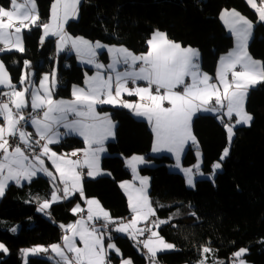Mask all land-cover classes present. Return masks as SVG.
<instances>
[{"label":"trees","instance_id":"1","mask_svg":"<svg viewBox=\"0 0 264 264\" xmlns=\"http://www.w3.org/2000/svg\"><path fill=\"white\" fill-rule=\"evenodd\" d=\"M52 2L35 0L40 23L49 22ZM9 5L10 0H0V6ZM224 9H235L252 22L248 52L264 63V23L246 0H82L78 18L69 21L65 30L72 37L122 46L137 54L147 50L153 32H163L171 41L197 49L201 71L213 76L220 56L233 46V37L219 19ZM41 33L39 27L24 32L23 52L0 53L18 89L25 60L35 70V82L54 68V41L49 39L40 48ZM99 61L108 63L105 51ZM90 72L77 63L74 55L59 54L56 97L70 98L71 87L81 85ZM99 109L115 122L114 139L106 144L107 155L101 159L102 169L110 175L84 180V197L97 199L112 219L129 218L127 199L119 187L120 181L130 179L123 158L143 155L154 164L139 168V173L150 179L149 196L157 218H169L174 212L170 222L159 228L163 239L175 245L174 251L157 255L161 264H198L205 246L212 249V259L225 264L241 248L247 250L242 260L264 264V83L248 93L245 109L253 120L250 126L234 128L229 154L221 161L222 171L213 182L196 180L193 188L186 186L182 175L168 171L167 165L173 162L170 157L150 155L153 135L148 123L123 108ZM191 128L202 155V170L209 173L228 145L226 130L216 116L209 114L195 116ZM83 148L78 137H67L54 146L58 152ZM195 160L194 149L189 146L182 163L190 166ZM52 191L44 176L29 184L8 185L0 198V243L8 249L6 253L0 251V264H22V249L61 243L60 227L75 221L71 209L81 204L82 198L75 193L68 200L52 204L47 210L50 215L38 212L39 204L50 199ZM17 227L15 232L9 231ZM112 240L123 259L147 264L127 237L114 236ZM110 260L112 264L120 261L114 254ZM26 264L55 263L37 255Z\"/></svg>","mask_w":264,"mask_h":264},{"label":"snow or ice","instance_id":"2","mask_svg":"<svg viewBox=\"0 0 264 264\" xmlns=\"http://www.w3.org/2000/svg\"><path fill=\"white\" fill-rule=\"evenodd\" d=\"M80 2L81 0H53L50 19L47 23H40L35 0H25V3L11 0L12 10H6L0 6V44L3 45L0 47V53L10 52L13 49L19 52L25 51L24 32H30L33 27H39L43 29L41 44L44 43L46 37L56 36L58 37V50H65L64 46L70 43L71 48L79 56L88 57L87 63L95 64L97 69L103 68L104 65L96 62L95 57L97 56L96 50L104 48V45L99 41L92 44L82 37L73 38L64 30V25L69 19L77 18ZM247 3L256 11L259 20L264 21V0H247ZM3 18H7V20L5 21ZM221 19L224 20L237 40L236 48L227 57L222 58L217 73L216 79L223 87V92L220 91L219 86L211 83V77L206 73L199 72V66L196 63L199 54L195 49L182 48L180 44L168 40L166 34L156 32L147 42L149 45L147 54L133 55L124 47L108 49L113 57V63L107 66L109 69L116 71V65L121 63L128 66L125 71H117L115 74L114 95L113 77L109 75L105 79L98 73L96 77L85 81L86 89L73 86L72 95L75 98L73 101H54L52 91L57 85L56 74L53 72L51 77L45 75L40 81L39 88L31 89V108L33 112L43 111V117L40 118L32 116L31 113L24 114L23 109L28 106L25 94L29 89L25 87L23 90H17L5 62L0 59V86L9 89L8 92L0 91V96L8 98L7 101L0 102V117L3 118V123H0V153H2L0 155V198L4 197L9 181L20 185L22 180L30 182L38 173L47 175L53 182L51 199L43 200L37 208L38 212L50 215L47 209L52 204L66 200L76 192H79L81 198H85L81 174L76 169L78 166H87V176L100 175L98 154L104 149L103 147L92 148V145H101L107 136L113 134L111 121L107 116H98L95 106L117 103V98L121 96L122 91L129 96H138L140 101L150 102L132 104L119 101L123 107L134 110L136 115L147 118L155 135L153 151H159L162 146L166 147L168 151L175 153L179 160V153L187 141L191 140L193 144H197L195 136L192 135L191 122L193 116L200 111L220 113L217 118L221 120L228 141L231 143L235 134V125L250 126L253 120V116L245 111L244 104L250 88L264 83V63L254 60L247 51V41L253 27L252 22L235 9L222 10ZM16 22L20 27H14ZM138 61L142 64L138 70H135L133 66ZM237 66L240 68L239 71L235 70ZM24 67L30 68V62L25 60ZM229 72L231 73L230 81L227 78ZM189 76L191 77L190 84L185 79ZM138 80L146 81L147 87L137 86L130 89L126 86L128 81L135 84ZM26 82L32 83L28 74L20 77L21 85ZM181 86H183L182 92L176 90ZM165 101L171 107H165ZM68 113L84 117L89 122H85V120L68 121ZM233 115L236 117L234 123H225L222 119L223 116L231 119ZM29 119L39 136L35 144L40 145L39 154L33 155L31 159L19 145L13 147L10 143V138L18 136L26 148L33 147L30 143L31 134L24 131L22 127H18L22 121L28 123ZM61 123L67 130L65 134L76 132L89 145V148L84 150L85 159L83 162L73 160L69 156H57L55 152H51L49 144L58 142L60 135L54 131L53 126ZM40 141L45 142L41 145ZM228 152L229 149L226 147L220 157L221 161L228 155ZM76 154L73 152L71 156ZM44 156H48L52 166L59 173V184L64 185L62 189L56 183V175L44 166L45 162L42 159ZM197 156H199V152H197ZM137 163H143V158L133 156L127 161L133 172L136 170ZM194 167L199 169V162ZM220 167L219 162L214 163L213 174ZM183 171L187 177V183L193 185L192 168H186ZM140 184V188H133L128 182L121 184V188L128 196L129 208L133 216L130 222L118 225L115 231L125 232L132 239H136V234L142 235L145 230L151 231V228H138L137 224L141 221H148L150 216L156 215L146 191L147 178L141 179ZM60 191L63 192L62 196L57 194ZM86 203L88 205L87 220H103L104 223L100 227L94 223L86 225L85 220L81 218L75 224L61 225V228L66 232H71L72 235L63 237V246L53 244L49 247L64 261V264H110L107 261V250H114L117 255H120V250L115 244L108 243L107 248L104 244L105 230H110L109 225L114 221L96 199H86ZM82 211L79 204L72 209L73 214ZM171 219L172 217H169L168 220L158 219L152 222V226L159 228L161 224L169 223ZM9 231L15 232L16 228H11ZM75 236H79L80 241L84 244L83 248L76 246L73 240ZM151 237H155L156 240L153 241ZM151 237L143 242L144 247L148 249L152 264H158L157 252L173 249L175 245L167 243L155 231H151ZM0 251L5 253L8 251L3 243H0ZM21 251L27 256L30 253L47 252L48 248L36 246ZM202 251L203 254H207L212 252V249L205 246ZM246 251L241 248L233 253L239 264H244L240 257ZM67 253H72V256L69 257ZM122 264H132V262L124 259ZM198 264H206V260L202 259Z\"/></svg>","mask_w":264,"mask_h":264},{"label":"crops","instance_id":"3","mask_svg":"<svg viewBox=\"0 0 264 264\" xmlns=\"http://www.w3.org/2000/svg\"><path fill=\"white\" fill-rule=\"evenodd\" d=\"M19 1V0H18ZM20 2V1H19ZM247 2V1H246ZM249 5V4H248ZM253 9V8H252ZM254 10V9H253ZM256 12V11H255ZM258 15V14H257ZM219 19H220V21L223 23V25L225 26V28H226V30H229L230 31V29H229V27L225 24V22H224V20H222L221 19V13H220V15H219ZM258 19H259V17H258ZM66 26V25H65ZM64 30H65V27H64ZM252 29H251V32H250V36H249V39H248V41H247V51H248V44H249V42H250V38H252V35H253V33H252ZM65 32H66V30H65ZM156 32H159V31H155V32H153L152 33V35H151V37H150V39L152 38V36H153V34L154 33H156ZM67 33V32H66ZM160 33H163V32H160ZM230 33L232 34V32L230 31ZM68 34V33H67ZM69 35V34H68ZM233 35V34H232ZM70 36V35H69ZM72 37V36H71ZM73 38H76V37H73ZM168 38V37H167ZM51 39H53V41H54V43H55V54L57 55V54H72V55H74L75 56V58H76V61H77V63L81 66V67H84V68H88V69H91L92 70V72H90V73H86V75H85V77H84V80H83V83L81 84V85H73V86H76V87H79V88H87V84L85 83V81L87 80V79H89V78H91V77H96L97 76V74L99 73V75L100 76H102V77H104L105 79H107L108 78V76L109 75H111L112 77H113V95H114V88H115V80H114V77H115V74H116V72L118 71V72H123V71H125L127 68H128V66L127 65H125V64H123V63H121V64H118V65H116V71H113V70H111V69H109L107 66L109 65V64H112L113 63V57H112V54L108 51V49L109 48H112V47H117V48H119V47H122V46H109V45H105V44H103V43H101L102 45H104L105 47L104 48H102V49H97L96 51H97V56L95 57V60H96V62H97V60L100 58V53L101 52H103V51H105L106 52V55H107V57H108V63H106V64H104V63H102L101 61H99L98 63H100V64H102V65H104V67L103 68H100V69H97V67L95 66V64H90V63H87L86 61H87V59H88V57H86V56H84V57H81V56H79L78 54H77V52L74 50V49H72L71 48V44L70 43H68L67 44V49H65L64 50V52H62V51H60V50H58V46H57V41H58V37H56V36H51ZM168 40H170V39H168ZM171 41V40H170ZM90 42V41H89ZM173 42V41H172ZM90 43H92V44H95L96 42H90ZM174 43H176V42H174ZM182 48H191V47H183V46H181ZM236 48V42H235V39H234V37H233V46H232V48L227 52V53H225L224 55H222V56H220V58H219V60H218V63H217V67H216V71H215V74L213 75V76H210V75H208L209 77H211L212 79H211V83H214V84H216L217 86H219L220 87V91L221 92H223V87L222 86H220V82H219V80H217L216 79V77H217V73H218V70H219V68H220V66H221V61H222V58H224V57H227L228 56V54L230 53V52H232L234 49ZM191 49H195V48H191ZM128 50V49H127ZM196 50V49H195ZM129 52H131L133 55H143V54H147V52L149 51V45H148V48H147V50L144 52V53H139V54H137V53H133L132 51H130V50H128ZM197 51V50H196ZM198 52V51H197ZM198 54H199V52H198ZM248 54H249V52H248ZM250 55V54H249ZM251 56V55H250ZM252 57V56H251ZM253 58V57H252ZM254 59V58H253ZM254 60H256V61H259V60H257V59H254ZM196 63L198 64V66H199V71H201V69H200V55H198V59H197V61H196ZM141 64H142V62H140V61H138L134 66H133V68L135 69V70H138L139 69V67L141 66ZM137 65H139V67H137ZM54 69V68H53ZM237 69H239L240 70V68H239V66H237V68L235 69V70H237ZM238 71V70H237ZM54 71L52 70V72L49 74V77H51V74L53 73ZM200 73H204V72H200ZM45 75H47V74H43V75H41V77L39 78V80L37 81V82H35L34 80H33V78H32V76L28 73V76H29V79L32 81V86L29 88V91L27 92V95H26V101H27V104H28V106L25 108V109H23V111H30V110H32V108H31V89L32 88H39V85H40V81H41V79L45 76ZM186 78H189V84L191 83V77L189 76V77H186ZM185 78V79H186ZM227 78H228V80L230 81L231 80V73L229 72L228 74H227ZM129 82H131V81H128V83ZM59 80H58V77H57V85H56V87H55V89L52 91V99L54 100V101H60V100H64V101H73L75 98L73 97V95H72V92H73V86L71 87V97L70 98H68V99H64V98H60V97H56V93H55V91H56V88H57V86L59 85ZM128 83H127V87H128ZM137 86H139V87H147V82L146 81H143V80H138L136 83H135V87H137ZM134 87V88H135ZM254 88V87H253ZM252 88H250V90H251ZM249 90V91H250ZM0 91H2V92H5V90L3 89V88H1L0 87ZM7 97H6V101H7ZM120 100H122V101H124V102H128V103H132V104H136V103H150L149 101H140V99H139V97L138 96H135V95H132V96H129L126 92H121V96L119 97V98H117V103H114V104H97L95 107H96V113H97V115L98 116H100V117H104V116H107L108 117V119L111 121V124H112V127H111V131H112V135L111 136H107L104 140H103V143L101 144V145H92V148H96V147H103V149H104V151L103 152H100L98 155H99V162H100V158L102 157V156H104V154H105V152H106V144L108 143V142H110V141H112L113 139H114V130H115V122L113 121V120H111L112 118H111V116H110V114L109 113H105V112H102V111H100V107H102V106H107V107H112V108H123V109H126V110H128V111H130V113L132 114V116L135 118V119H137V120H142V121H145L146 123H148V125H149V127H150V130L152 131V126L150 125V123L148 122V120H147V118L146 117H143V116H138V115H136L135 114V112H134V110H132V109H129V108H126V107H123L120 103H119V101ZM0 102H3V100L1 99V96H0ZM245 103H246V101H245ZM213 104H214V101H213ZM166 105H168V107H171V105H169L168 103H167V101H165L164 102V106L166 107ZM244 107H245V104H244ZM13 111H15V109H13ZM42 111V110H41ZM224 111H226V109H224ZM245 111H246V109H245ZM247 112V111H246ZM203 115V114H209V115H214V116H216V117H218L219 115H220V113H211V112H203V111H200V112H197L194 116H193V118L195 117V116H197V115ZM43 117V111H42V115H41V117L40 118H42ZM193 118H192V120H193ZM222 119L224 120V122L225 123H234V121L236 120V117H235V115H233V117L231 118V119H229V117H227V116H223L222 117ZM67 120L68 121H72V120H85V122H89V121H87L86 120V118H84V117H77L74 113H68L67 114ZM220 120V119H219ZM221 121V120H220ZM0 123H3V119H2V117H0ZM192 123V122H191ZM236 126V125H235ZM53 128H54V131H56V132H58L60 135H59V139H58V142H56V143H52V144H49V148L51 149V152H55L56 154H57V156H69L71 159H73V160H79V161H81L82 160V162H83V160L85 159V156H84V150L85 149H88L89 148V145H87L86 143H85V141H84V138L82 137V136H80L78 133H76V132H71L70 134H65L66 133V129L63 127V125H62V123L61 124H57V125H54L53 126ZM235 128V127H234ZM192 129V128H191ZM24 131H26L27 133H30L31 134V138H32V140L30 141V143L32 144V145H34L35 144V141L36 140H38L39 139V136L36 134V129H35V127L34 126H32V124H31V122L29 121V125H28V127L24 130ZM61 132H63V133H61ZM152 135H153V140H152V147H151V151H150V155L152 154H154V155H157V154H162V155H166V156H168V157H170L172 160H173V162H174V160H175V153H173V152H170V151H168L167 150V148L166 147H161L160 148V150L159 151H153V147H154V140H155V135H154V133H153V131H152ZM73 136H75V137H80V139H82V141H83V143H84V148L82 149V150H80L81 151V153H79V152H77V154L75 155V156H71V154H69V152H58V151H56L55 149H54V146L55 145H57V144H59L62 140H63V138H65V137H73ZM228 139V138H227ZM43 143L45 142V141H42ZM42 143V144H43ZM189 146H191L193 149H194V152H196V150H198V149H196V147L198 148V145L197 144H193L192 143V141L191 140H189V141H187L185 144H184V146H183V149L180 151V153L182 152H184V151H186V149H188V147ZM195 154V153H194ZM77 155H79L80 156V158L79 159H76L75 157L77 156ZM139 157H142L143 158V163H137V164H139V166H141V167H143V166H148L149 165V162L146 160V157L145 156H143V155H138ZM46 158H45V164H44V166L45 167H49L50 169H53L54 167L52 166V162H51V160L48 158V156H45ZM196 157V161L198 162V160H199V158H200V156H195ZM172 162V163H173ZM27 163V162H26ZM124 164H125V161H124ZM144 164V165H143ZM171 164V163H170ZM126 165V164H125ZM126 167V166H125ZM82 169H88L87 168V166H82V167H80V174H81V170ZM126 169H128V168H126ZM167 169H168V167H167ZM54 170H55V168H54ZM129 170V169H128ZM56 171V170H55ZM130 171H131V169H130ZM57 173V172H56ZM100 175H107L108 176V171H106V172H103L102 170H101V174ZM39 176H44L45 177V174H43V173H38L37 174V176L36 177H33L32 178V180L33 179H35V178H37V177H39ZM131 176H132V173L130 174V178H131ZM57 181L56 182H59V177H58V173H57ZM141 178H139V182H140V180L141 179H143V178H147V186H146V191H147V194H148V192L150 191V180H149V178L148 177H146V176H140ZM81 178H82V176H81ZM92 178H94V177H89L88 176V179H91V180H94V179H92ZM83 179V178H82ZM31 180V181H32ZM30 181V182H31ZM83 181H84V179H83ZM29 181H27V180H22L21 181V184L20 185H23V184H29L30 183ZM122 183H125V182H123V181H120L119 182V187H120V189L122 190V192H123V194L125 195V197H126V199H127V203H128V196L126 195V193H125V190L123 189V188H121V184ZM10 184H15V185H17L14 181H9L8 182V185H10ZM20 185H18V186H20ZM138 186H132L133 188H140L141 187V184L139 183V184H137ZM69 187H70V185H69ZM76 193H78L79 194V192H76ZM75 194V193H74ZM73 194V195H74ZM58 195H63V192L62 191H60V192H58ZM73 195H71V196H69V198L68 199H70ZM80 195V194H79ZM86 198V197H85ZM82 198V203L80 204L81 205V209H83V211L85 212V217L83 218V219H85V220H87V216H88V212L85 210V209H87L88 208V205H87V203H86V199H93V198ZM68 199H66V200H68ZM61 201H65V200H61ZM60 202V201H59ZM57 203V202H56ZM128 209H129V212L131 213L132 211L130 210V208H129V203H128ZM48 210V209H47ZM80 212H78L77 213V215L79 214ZM77 215H76V217H77ZM131 215H132V213H131ZM156 216V215H155ZM154 216H152L151 217V221H152V218H153ZM129 218H130V216H129ZM129 218L127 219V221H126V223H128V220H129ZM81 219V218H80ZM159 219V218H158ZM166 219H169V218H166ZM94 223H99V224H101V222H103L104 223V221L103 220H94L93 221ZM153 222V221H152ZM90 224H93V223H89V225ZM102 225V224H101ZM110 225H114V224H110ZM115 228V227H114ZM114 233H115V229H114ZM113 233V234H114ZM150 235V234H149ZM149 235H148V237H149ZM147 237V238H148ZM146 238V239H147ZM145 239V240H146ZM63 243H64V241L62 242L61 241V243L60 244H58V245H61V246H63ZM141 247H142V250H143V254L145 255H148L149 256V253H148V249L147 248H145V247H143V243H142V245H140ZM165 251H159V252H157V255L158 254H160V253H164ZM51 253V251L49 250V251H47V252H40L39 254H38V256H41V257H44L46 254H50ZM212 253V252H211ZM245 254V253H244ZM244 254H243V256H244ZM68 256L69 257H71L72 256V253H68ZM243 256H241V258L240 259H242V257ZM58 258H59V260H61V258L58 256ZM157 258V257H156ZM147 261V260H146ZM244 261V260H243ZM211 264H225V262L224 261H220V260H217V259H212V261H211ZM228 264H233V263H228ZM237 264H239V263H237ZM244 264H251V263H249V262H247V261H244Z\"/></svg>","mask_w":264,"mask_h":264},{"label":"rangeland","instance_id":"4","mask_svg":"<svg viewBox=\"0 0 264 264\" xmlns=\"http://www.w3.org/2000/svg\"><path fill=\"white\" fill-rule=\"evenodd\" d=\"M20 1V2H19ZM17 0V2L18 3H25V0ZM82 1V0H81ZM247 1V0H246ZM81 3V2H80ZM247 3V2H246ZM248 4V3H247ZM35 5H36V3H35ZM80 5V4H79ZM6 10H12V8H11V0H10V5H9V7L8 8H5ZM252 9V8H251ZM36 11H37V8H36ZM255 11V10H254ZM77 18H78V16H77ZM77 18H75V19H69L66 23H65V25L69 22V21H71V20H76ZM5 21L7 20V18H3ZM260 21V20H259ZM260 22H262V23H264V21H260ZM14 24H19L18 22H16V23H14ZM65 25H64V27H65ZM34 28V27H33ZM32 28V29H33ZM252 30H253V27H252ZM228 31V34H230L232 37H234V39H235V42H236V45H237V40H236V37L234 36V35H232L231 33H230V31L229 30H227ZM25 32H27V31H25ZM252 33H253V31H252ZM43 35V29H42V33H41V36ZM41 36H40V40H41ZM252 37H253V35H252ZM49 39H51V35L50 36H48V37H46L45 38V40H44V43L43 44H41V42H40V48H43L45 45H46V42L49 40ZM250 39H252V38H250ZM86 40V39H85ZM88 41V40H87ZM251 41V40H250ZM91 42V41H90ZM54 45H55V43H54ZM67 44L64 46V49H67ZM197 50V49H196ZM13 51H16L15 49H13L12 51H10V52H13ZM198 51V50H197ZM16 52H19V51H16ZM62 52H64V50L62 51ZM3 53H7V52H3ZM64 54V53H63ZM66 55H69V54H66ZM58 56H59V54H57L56 55V61H55V65H54V69H53V71L55 72V74H56V78L58 77V73H57V70H58ZM260 61V60H259ZM260 62H262V61H260ZM199 72H201V71H199ZM30 74L31 76H32V78H33V80L35 81V70H34V68L33 67H31V63H30V68H28V69H26L25 67H24V69H23V72H22V75H25V74ZM50 74V73H49ZM49 74H47V75H49ZM21 75V76H22ZM258 85V84H257ZM256 85V86H257ZM32 86V84H29V83H25V84H23V85H21L20 84V89H18L17 88V90H23L25 87H27L28 89L30 88ZM255 86V87H256ZM1 88H3L4 90H5V92H8L9 91V89L8 88H5V87H3V86H0ZM26 95H27V93L25 94V99H26ZM24 112V111H23ZM3 119V118H2ZM112 120V119H111ZM237 126H248V125H243V124H238V125H236L235 127H237ZM192 135H193V132H192ZM194 136V135H193ZM73 137H75V136H73ZM65 138H67V137H65ZM65 138H63V140L65 139ZM79 139H80V137H78ZM82 140V139H81ZM230 144L231 143H229V141H228V145H227V148L230 150ZM196 149H197V147H196ZM80 150H82V149H80ZM80 150H72V151H69V154H71V153H73V152H79V153H81V151ZM106 150V149H105ZM186 151H187V149H186ZM186 151H184L183 153L181 152V153H179V160H177V155L175 154V160H174V162L173 163H169L168 165H167V167H168V171L170 172V173H176V174H180V175H182L184 178H185V182H186V186L188 187V188H193L194 187V183H195V181L196 180H211L212 182L214 181V178H215V176H216V174L218 173V172H221L222 171V166L219 168V169H216L215 170V173L213 174V168H211V171L209 172V173H205V172H203V170H202V155H201V152L199 151V150H196V152H194L195 153V156L197 155V152H199V156H200V158H199V160H198V162H199V169H197V168H195L194 166L198 163L196 160H195V162L192 164V165H190V166H184L183 165V163H182V161H183V158H184V156H185V154H186ZM228 154H229V152H228ZM107 155V150H106V152H105V154H104V156H106ZM162 154H157V155H152L151 154V156H153V157H159V156H161ZM104 156H102L101 158H100V162H99V167H100V169L103 171V172H106V170H104V169H102V166H101V159L104 157ZM133 156H138V155H133ZM133 156H130V157H124L123 159H124V161H125V166H126V168H128L127 170L130 172V174L132 173V176H131V178L130 179H127V180H123V182H128L129 184H131L132 186H138L137 184H139L140 182H139V178H141L140 176H143V175H141L140 173H139V168H141V166H139V164H136V170H135V172H133V170H132V168L130 167V166H128V164H127V161L131 158V157H133ZM228 156V155H227ZM226 156V157H227ZM225 157V158H226ZM45 156L44 157H42V159L44 160V162H45ZM76 158V157H75ZM224 158V159H225ZM77 159V158H76ZM81 162H82V160H81ZM217 162H219L220 164H221V160L220 161H217ZM216 163V162H215ZM177 164H179V167H177ZM144 165V164H143ZM154 166V164L153 163H150L149 162V165H148V167H153ZM80 167L81 166H78L77 167V172H79L80 173ZM144 167V166H143ZM186 168H192V170H193V174H192V179H193V185H189L188 183H187V177H186V175H185V173H184V171H183V169H186ZM48 169H49V171H51V172H53L56 176H57V173H56V171L54 170V168L53 169H50L49 167H48ZM130 169H131V171H130ZM110 175V173L108 172V176ZM101 176H107V175H97V176H95L94 178H92V179H97L98 177H101ZM45 177L49 180V182H50V184H51V186H52V188H53V182L51 181V178L50 177H48L47 175H45ZM58 177H59V173H58ZM87 180V179H86ZM150 180V179H149ZM83 179L81 178V184H82V186H83ZM57 183V185H58V187L59 188H63L64 187V185H62V184H59V182H56ZM149 193H150V191L148 192V198H149V202L151 203V199H150V196H149ZM58 194V193H57ZM134 195H135V193H133ZM51 199V198H50ZM95 199V198H94ZM97 200V199H96ZM98 201V200H97ZM77 204H79V203H77ZM77 204H75L73 207H72V209L77 205ZM80 205V204H79ZM101 205V204H100ZM151 205H152V203H151ZM152 207H153V205H152ZM80 208H82L81 207V205H80ZM72 209H71V212H72ZM153 209H154V207H153ZM87 212H88V208L87 209H85ZM132 213V212H131ZM131 213H130V218H129V220H128V222H130L131 221V219H132V216H133V213H132V215H131ZM72 214H73V212H72ZM74 216H76L77 215V213L76 214H73ZM173 215H174V212L170 215V217H173ZM151 217L152 216H150L149 217V219H148V221H141L140 223H138L137 224V227L138 228H141V229H143V227H147V228H151V231H155V232H157L158 234H159V236L160 237H162L161 235H160V233H159V228L162 226V225H164V224H161L160 225V227L159 228H156V227H153L152 226V221H151ZM123 218V217H122ZM122 218L121 219H113V223L112 224H114V227L116 228L118 225H120V224H122V223H126V221H127V219L128 218H126V220L125 221H123L122 220ZM159 218V220H168V219H166V218H161V217H158ZM77 220H80V218H77L76 217V219H75V221H73V222H71V223H69V224H75V222L77 221ZM85 220V219H84ZM85 222H86V225H89V223H94L93 221H88V220H85ZM102 224H103V222H101ZM69 224H67V225H69ZM67 225H65V226H67ZM61 228V227H60ZM18 229V227L16 228V230ZM61 231H62V238H61V241L63 242V237L65 236V235H69V236H71L72 235V233L71 232H66L65 231V229H63V228H61ZM151 231H150V235H149V237L146 239V240H148L150 237H151ZM144 235V233L142 234V235H140V234H136V239H132V238H130L129 237V235L127 234V233H125V232H117V231H115V233L114 234H110L109 232H106V230H105V234H104V244H105V248H107V244L108 243H113L114 244V242H113V240H112V238L114 237V236H119V237H127L131 242H132V245L134 246V248L136 249V251L138 252V253H140V254H142L145 258H146V260H147V264H152V262H150V260H149V258H150V256H148V255H144L143 254V250H142V247L139 245V243H138V237H141V236H143ZM163 238V237H162ZM151 239L153 240V241H155L156 240V238L155 237H151ZM73 240H74V242L76 243V246L77 247H79V248H83L84 247V244L80 241V238H79V236H75V237H73ZM146 240H144V241H146ZM143 241V242H144ZM167 242V241H166ZM167 243H169V242H167ZM171 244V243H170ZM34 247H36V246H33V247H29V248H26V249H32V248H34ZM143 247H144V243H143ZM51 251V253L50 254H46L45 256H44V258L45 259H47V260H49V261H51V262H53V263H55V264H59V262H60V264H64V261H62V260H59V258H58V256L51 250V248L49 247L48 248V251ZM175 250V247L173 248V249H169V250H164L165 252L164 253H168V252H172V251H174ZM108 251V257H107V259H108V261L110 262V264H112V261L110 260V257H111V255L112 254H114L116 257H118L119 259H120V261L118 262V264H122V260H124L123 258H122V254H121V252H120V255H117L116 253H115V251L114 250H107ZM40 253V252H39ZM39 253H37V254H28L27 256H25L24 255V253L22 252V264H26L27 263V260L30 258V257H33V256H37ZM67 255H68V253H67ZM157 257V256H156ZM241 258V257H240ZM202 259H204V260H206V264H211V261H212V253L210 252V253H207V254H203V251H202V256H201V258L199 259V261L200 260H202ZM128 260H130V259H128ZM198 261V262H199Z\"/></svg>","mask_w":264,"mask_h":264},{"label":"built area","instance_id":"5","mask_svg":"<svg viewBox=\"0 0 264 264\" xmlns=\"http://www.w3.org/2000/svg\"><path fill=\"white\" fill-rule=\"evenodd\" d=\"M14 27H20V25H19V24H14ZM0 47H3V45L0 44ZM97 62H99V59L97 60ZM137 67H139V65H137ZM186 81H187V83H189V78H186ZM134 87H135V84H133L132 82H129V83H128V88L132 89V88H134ZM176 90L182 92V91H183V86L179 87V88L176 89ZM153 91H154V88H153ZM162 91H163V90H162ZM1 99H2L3 101H6V97H5V96H1ZM166 107H168V105H166ZM14 112H15V111H14ZM28 113H31L32 116H39V117H41V115H42V111H41V110H37L36 112H33V110H30V111H24V114H25V115H27ZM29 121H30V119H29ZM29 121H28V123H25V122L22 121L21 124H20L18 127H22L23 130H25V129L28 127V125H29ZM61 133H63V132H61ZM10 143H12V146H13V147H15L16 145H19V146L22 148V150L25 152V154L29 156V159H31V157H32L33 155H38L39 152H40V145H34L32 148H26V147L20 142L18 136L15 137V138H10ZM42 143H43V142L40 141V144H41V145H42ZM0 155H2V153H0ZM76 158L79 159L80 156L77 155ZM87 171H88V169H82V170H81V176H82V178H83L84 180L88 179ZM84 217H85V212H84V211L80 212V213L77 215V218H84ZM122 220L125 221L126 218L123 217ZM156 220H158V218H157V216H154V217L152 218V221H156ZM94 224H95L97 227H100V226H101V224H99L98 222H97V223H94ZM90 225H91V224H90ZM109 229H110V230H106V232H109L110 234L114 233V229H115V228H114V225H109ZM143 229H147V227H143ZM143 233H144L143 236L138 237V243H139V245H142L143 241H144V240L148 237V235L150 234V231L145 230ZM149 260H150V262H152L150 258H149ZM156 260H157V259H156ZM107 261H108V259H107ZM108 262H109V261H108ZM157 262H158V264H161L158 260H157ZM229 262H230V263H233V264H237V263H239L233 255L229 258Z\"/></svg>","mask_w":264,"mask_h":264}]
</instances>
